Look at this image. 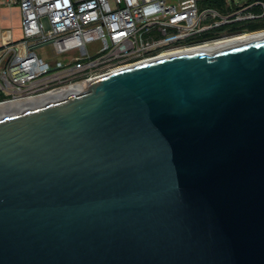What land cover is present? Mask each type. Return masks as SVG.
I'll use <instances>...</instances> for the list:
<instances>
[{
    "label": "water",
    "instance_id": "water-1",
    "mask_svg": "<svg viewBox=\"0 0 264 264\" xmlns=\"http://www.w3.org/2000/svg\"><path fill=\"white\" fill-rule=\"evenodd\" d=\"M0 264H264V37L1 116Z\"/></svg>",
    "mask_w": 264,
    "mask_h": 264
},
{
    "label": "built area",
    "instance_id": "built-area-1",
    "mask_svg": "<svg viewBox=\"0 0 264 264\" xmlns=\"http://www.w3.org/2000/svg\"><path fill=\"white\" fill-rule=\"evenodd\" d=\"M226 2L224 12L202 0H0L22 13L20 38L0 46V103L264 30L248 29L264 18V0ZM48 45L53 56H41L38 49Z\"/></svg>",
    "mask_w": 264,
    "mask_h": 264
},
{
    "label": "bare ground",
    "instance_id": "bare-ground-1",
    "mask_svg": "<svg viewBox=\"0 0 264 264\" xmlns=\"http://www.w3.org/2000/svg\"><path fill=\"white\" fill-rule=\"evenodd\" d=\"M264 37V32L263 33H256V34H239L237 37L234 38H229V39H223L221 41H216L213 43L201 45L198 47H194L189 50H182V51H173L172 54L179 53V52H186V51H213L219 47L225 46V45H230V44H235L238 42H243V41H248V40H254ZM83 85H73L69 87H65L62 90H59L55 93L47 94L44 96L36 97L35 98H28L24 100H18V101H7V102H2L0 103V117L4 115H10L14 111H17L19 109L26 108L27 106L31 105H42L45 101H47L48 98L52 97L54 99H60L62 98L66 93H68L71 90H82L84 88Z\"/></svg>",
    "mask_w": 264,
    "mask_h": 264
},
{
    "label": "crops",
    "instance_id": "crops-1",
    "mask_svg": "<svg viewBox=\"0 0 264 264\" xmlns=\"http://www.w3.org/2000/svg\"><path fill=\"white\" fill-rule=\"evenodd\" d=\"M22 13L18 5L0 4V46L6 40L21 36Z\"/></svg>",
    "mask_w": 264,
    "mask_h": 264
},
{
    "label": "trees",
    "instance_id": "trees-1",
    "mask_svg": "<svg viewBox=\"0 0 264 264\" xmlns=\"http://www.w3.org/2000/svg\"><path fill=\"white\" fill-rule=\"evenodd\" d=\"M203 6H211L216 7L222 11H226L228 8L226 0H202ZM264 28V18L259 22H254L252 24L248 25V29L251 31L258 30ZM3 98L2 95H0V100Z\"/></svg>",
    "mask_w": 264,
    "mask_h": 264
},
{
    "label": "rangeland",
    "instance_id": "rangeland-1",
    "mask_svg": "<svg viewBox=\"0 0 264 264\" xmlns=\"http://www.w3.org/2000/svg\"><path fill=\"white\" fill-rule=\"evenodd\" d=\"M230 1H235L236 4H240V3H244L246 0H230ZM45 23H46V26L49 27V24H48V21L45 19ZM263 30H260V31H256V32H251L249 34H256V33H260L262 32ZM90 48H92V46H90ZM38 52L41 56H44V57H50V56H53V53H54V50H53V47L51 45H48L44 48H40L38 49ZM57 58L60 59V56H58Z\"/></svg>",
    "mask_w": 264,
    "mask_h": 264
},
{
    "label": "flooded vegetation",
    "instance_id": "flooded-vegetation-1",
    "mask_svg": "<svg viewBox=\"0 0 264 264\" xmlns=\"http://www.w3.org/2000/svg\"><path fill=\"white\" fill-rule=\"evenodd\" d=\"M263 32H264V30L262 32H260V33H263Z\"/></svg>",
    "mask_w": 264,
    "mask_h": 264
}]
</instances>
